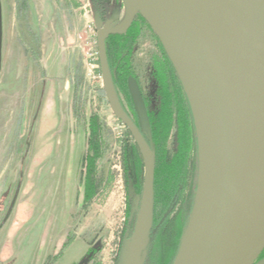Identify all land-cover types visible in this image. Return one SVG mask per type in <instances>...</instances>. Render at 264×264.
Returning <instances> with one entry per match:
<instances>
[{"label": "rangeland", "instance_id": "rangeland-1", "mask_svg": "<svg viewBox=\"0 0 264 264\" xmlns=\"http://www.w3.org/2000/svg\"><path fill=\"white\" fill-rule=\"evenodd\" d=\"M126 16L123 0H0V264H121L133 256L140 208L127 240L129 199L136 185L142 206L145 165L139 150L138 186L131 149L125 152L136 143L108 103L97 43L99 30ZM155 35L139 15L117 40L131 45L128 63L153 120L161 112L164 51ZM92 117L100 151L97 191L87 201ZM177 126L171 158L181 145ZM196 138L194 130L185 194L157 228L147 264H173L178 255L197 193Z\"/></svg>", "mask_w": 264, "mask_h": 264}, {"label": "water", "instance_id": "water-1", "mask_svg": "<svg viewBox=\"0 0 264 264\" xmlns=\"http://www.w3.org/2000/svg\"><path fill=\"white\" fill-rule=\"evenodd\" d=\"M123 1L124 23L97 35L103 90L145 165L133 256L121 264H146L156 161L153 145L120 103L106 42L127 34L139 15L179 76L198 143L195 204L173 264H264V0ZM130 87L142 116L140 91L134 81Z\"/></svg>", "mask_w": 264, "mask_h": 264}, {"label": "trees", "instance_id": "trees-1", "mask_svg": "<svg viewBox=\"0 0 264 264\" xmlns=\"http://www.w3.org/2000/svg\"><path fill=\"white\" fill-rule=\"evenodd\" d=\"M122 37L111 36L106 42L107 53L109 58V64L111 70H116V73L112 75L114 79L115 90L119 93L124 94L126 100L130 103L133 110L135 111L138 123H136L139 129H142V132L148 141L149 144H152L155 152V161H156V173H155V206H154V225L150 249L147 257L146 264L151 254V249L154 244V234L157 231V228L160 227V224L169 218L170 213L173 211L175 205H177L180 199L184 196V191H186L188 183V169L191 151L193 149V133L195 130L194 121L192 112L190 109L189 102L184 92V89L179 80L172 63L169 61V57L166 54L165 50L163 51V56L160 62L161 75L163 76L162 84V94H161V112L158 114V117L153 120L149 115L146 102L140 89V85L132 67L128 63L129 55L131 52V45L125 48L117 42L118 39ZM134 81L137 85L145 113L141 116L140 111L137 107L134 95L131 91L130 82ZM120 98V96H119ZM121 101V99H120ZM121 103V102H120ZM144 122V125H143ZM179 127V134L181 138L180 150L177 156L171 158L168 149V139L174 126ZM145 126V127H144ZM144 127L145 129H143ZM99 127L97 123V118L92 117L90 119L89 129L90 133L88 135V145L89 151L94 153V157H87L85 162H88V172H87V183H86V200H91L93 195L97 191V183L94 172V161L99 157L100 145L98 143L99 137ZM127 145L125 147V152L130 148L129 152L132 157V168L135 171V177L137 179L135 182L138 183L141 181L140 168L137 162V155L139 154V149L136 144ZM133 181V180H132ZM136 186V185H135ZM133 187L132 195L129 201L128 217H129V227L127 229L126 239L129 240L133 235L134 223L137 216L138 209L136 207V201L141 200L139 195L136 192L138 187ZM157 206H160V213L157 212ZM68 244V243H67ZM260 260L264 259V252L260 255Z\"/></svg>", "mask_w": 264, "mask_h": 264}, {"label": "built area", "instance_id": "built-area-1", "mask_svg": "<svg viewBox=\"0 0 264 264\" xmlns=\"http://www.w3.org/2000/svg\"><path fill=\"white\" fill-rule=\"evenodd\" d=\"M99 54V53H98ZM102 77V76H101ZM103 78V77H102ZM116 119L122 124V122L116 117ZM123 125V124H122Z\"/></svg>", "mask_w": 264, "mask_h": 264}]
</instances>
